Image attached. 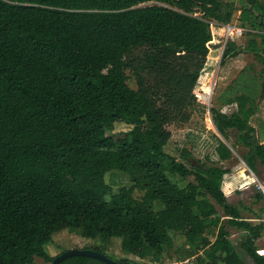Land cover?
Segmentation results:
<instances>
[{"label": "trees", "instance_id": "16d2710c", "mask_svg": "<svg viewBox=\"0 0 264 264\" xmlns=\"http://www.w3.org/2000/svg\"><path fill=\"white\" fill-rule=\"evenodd\" d=\"M240 1L245 46L228 40L220 64L251 52L260 68H243L210 109L233 146L213 134L193 163L188 148L178 157L165 151L169 127L191 120L212 24H230L232 2L0 0V264H51L46 246L64 230L101 244L83 250L105 254L120 238L124 255L156 264L170 233L200 264H264L256 247L264 222L243 219L241 203L229 204L221 188L237 148L251 172L264 168L251 124L264 100V4ZM232 229L245 236L244 261Z\"/></svg>", "mask_w": 264, "mask_h": 264}, {"label": "rangeland", "instance_id": "374dc122", "mask_svg": "<svg viewBox=\"0 0 264 264\" xmlns=\"http://www.w3.org/2000/svg\"><path fill=\"white\" fill-rule=\"evenodd\" d=\"M223 2L233 3L234 11L233 17L228 26L233 29H240L239 18L241 11L240 0H221ZM264 4V0H259ZM225 26L216 27L212 24V46H210L209 54L207 56V63L204 72L201 74L197 85L193 91L196 97V105L192 110L191 120L182 126H170L169 129L172 133V138L169 145L166 147V152L174 157L179 156V149L188 148L193 157V163L201 161L205 155L210 151L212 146V135L215 134L221 140H223L230 147L233 146V142L227 133L221 135L214 126L212 121V113L210 109L216 108V98L220 93L229 85V83L238 75V73L246 67L254 66L255 69H259L260 66L256 62L251 52H243L238 54L237 57L229 59L224 65L220 64V57L225 44L230 38H227ZM243 30V29H242ZM233 40L238 46H245L244 36L241 34H234ZM204 85V86H203ZM129 86L134 88L132 83ZM203 86V87H202ZM210 88L211 94L208 99L203 100V96H206L204 89ZM258 107V114L252 118L251 124L255 127L257 135L259 128H264V100L261 101ZM220 110L224 113H231L233 107H220ZM123 127H118L116 133L119 131H125ZM243 151L238 149L233 152V160L223 164L225 169H229L230 172L223 177L222 189L225 195L228 197V203L238 205L241 203V217L247 219L250 222H264V201L256 202V195L258 191H261L264 196V168L259 167L257 173H253L244 164L241 159ZM174 181L179 186H184L188 181H183L175 178ZM116 191V190H115ZM143 192L136 191L134 197L140 199ZM211 203L216 206L215 202L211 200ZM239 206V205H238ZM154 210L158 211L162 207L160 204L153 205ZM216 209L220 216L222 211L216 206ZM172 246L164 249L162 253L161 264H200V257L198 254L191 252L189 247L185 244L184 238L181 236L173 235ZM232 245L236 252L244 261L246 255L241 249V244L245 240V236L237 232L236 230H230V237ZM120 238H113L108 242V246L105 250V256L111 260L127 259L134 264H156L149 260H142L135 256H126L120 251ZM101 245L98 240L81 238L78 234L69 232L67 230L61 231L55 234L52 241L46 246L47 252L50 256L57 257L59 254L69 250H83ZM256 247L259 253L264 256V233L262 237L257 240ZM37 264H45L41 260H36Z\"/></svg>", "mask_w": 264, "mask_h": 264}, {"label": "water", "instance_id": "95a60500", "mask_svg": "<svg viewBox=\"0 0 264 264\" xmlns=\"http://www.w3.org/2000/svg\"><path fill=\"white\" fill-rule=\"evenodd\" d=\"M71 257H88L91 259H95L99 262H102L104 264H119L116 261H113L110 258L106 257L104 254L90 250H77V249L63 252L62 254L55 257L51 264H60V262H62L63 260Z\"/></svg>", "mask_w": 264, "mask_h": 264}, {"label": "built area", "instance_id": "2783aa9c", "mask_svg": "<svg viewBox=\"0 0 264 264\" xmlns=\"http://www.w3.org/2000/svg\"><path fill=\"white\" fill-rule=\"evenodd\" d=\"M225 29H226L225 31H226L227 38H230L231 41H233L232 37L234 34H241L244 31L241 28L240 29H233L228 25H227V27H225Z\"/></svg>", "mask_w": 264, "mask_h": 264}, {"label": "crops", "instance_id": "0c3cea01", "mask_svg": "<svg viewBox=\"0 0 264 264\" xmlns=\"http://www.w3.org/2000/svg\"><path fill=\"white\" fill-rule=\"evenodd\" d=\"M261 105V104H260ZM262 106V105H261ZM261 106L259 107V110H260V108H261ZM259 112V111H258ZM258 112L256 113V116H257V114H258ZM255 128V127H254ZM258 131V130H257ZM259 133H260V135L262 136V143H264V128H259ZM222 188V187H221ZM222 191H223V189H222ZM223 193H224V191H223ZM225 194V193H224ZM226 196V195H225ZM226 198H228L227 196H226ZM228 200V199H227ZM230 204V203H229Z\"/></svg>", "mask_w": 264, "mask_h": 264}, {"label": "bare ground", "instance_id": "6f19581e", "mask_svg": "<svg viewBox=\"0 0 264 264\" xmlns=\"http://www.w3.org/2000/svg\"><path fill=\"white\" fill-rule=\"evenodd\" d=\"M204 92H205L206 96H203L202 98H203V100H206V99H208L209 95L211 94L210 88H208V87L205 88Z\"/></svg>", "mask_w": 264, "mask_h": 264}]
</instances>
